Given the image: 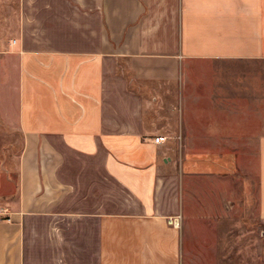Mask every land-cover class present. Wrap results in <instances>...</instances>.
Wrapping results in <instances>:
<instances>
[{"label": "crops", "instance_id": "obj_1", "mask_svg": "<svg viewBox=\"0 0 264 264\" xmlns=\"http://www.w3.org/2000/svg\"><path fill=\"white\" fill-rule=\"evenodd\" d=\"M28 21L1 86L23 146L0 264H32L40 233L44 264H185L194 182L238 183V152L264 221V0H44V37Z\"/></svg>", "mask_w": 264, "mask_h": 264}, {"label": "rangeland", "instance_id": "obj_2", "mask_svg": "<svg viewBox=\"0 0 264 264\" xmlns=\"http://www.w3.org/2000/svg\"><path fill=\"white\" fill-rule=\"evenodd\" d=\"M42 18L44 0H0V97L1 86H7L14 75L10 54L24 36L25 21L34 19L28 21L27 29L40 38L44 37ZM11 116L0 103V218L4 217L7 202L18 195L23 137ZM238 153L242 164L238 183L226 184L224 190H219L214 180L194 182L197 195L190 219L185 222L189 235L185 264H264V221L258 212V152ZM206 188L219 192H208ZM223 202L226 210L222 209ZM32 242V264H44V233Z\"/></svg>", "mask_w": 264, "mask_h": 264}, {"label": "built area", "instance_id": "obj_3", "mask_svg": "<svg viewBox=\"0 0 264 264\" xmlns=\"http://www.w3.org/2000/svg\"><path fill=\"white\" fill-rule=\"evenodd\" d=\"M165 140H166V138H164V137H159V138H156V139H155V142H156L157 144H160V143L164 142ZM170 224H171L172 226L176 227V228H179L180 225H181V219H180V217L170 219Z\"/></svg>", "mask_w": 264, "mask_h": 264}]
</instances>
